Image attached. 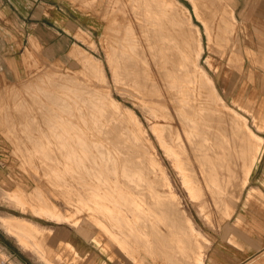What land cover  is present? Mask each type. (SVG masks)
Returning a JSON list of instances; mask_svg holds the SVG:
<instances>
[{"label": "rangeland", "instance_id": "1", "mask_svg": "<svg viewBox=\"0 0 264 264\" xmlns=\"http://www.w3.org/2000/svg\"><path fill=\"white\" fill-rule=\"evenodd\" d=\"M129 1L5 0L0 5V215L17 214L46 227L32 236V242L42 247L41 264L48 263L47 259L55 264H174L179 260L187 261L195 247H188L186 237L182 238L185 245L177 255L168 246L167 238L173 233L178 234L179 230L188 232L189 221L194 222L202 237L209 240L200 264H210L211 246L212 249L214 245L222 247L219 256L226 258L232 250L225 244L237 248L239 234L248 238L249 217L264 221V151L236 204L231 208L224 202L217 204L204 182L191 179L185 184L184 175L176 169L173 157L161 147L158 137H166L169 128L164 126L165 123L171 124L173 135L182 129L170 99H166L171 116L167 118L171 121L168 122L159 111L155 116L147 108L141 87L114 79L110 60L114 59L113 48L119 33L129 35L134 31L135 39L140 43L138 36L143 38L142 28H146L143 27V6L137 0ZM196 1L197 12L192 0H176L177 4L168 0L167 4L177 19L173 25L175 31L191 38V52L194 54L198 50L199 38L204 43L200 59L204 75L196 81L197 91L206 97L212 95L211 85L207 84V78L212 77L225 103L243 113L253 129L264 137V0ZM230 7L234 8L237 22L232 30L226 27ZM156 59L159 62L160 59ZM158 62L151 61L150 64L157 71V80L161 84L159 69L162 66ZM99 65L104 69L103 74ZM3 68L8 69L9 74L5 75ZM175 68L177 72L178 66ZM137 73L147 74L142 66ZM51 80L63 85L56 89V95L72 89L77 94L84 89L105 90L111 94L118 105L105 99L102 103H107L103 104L119 127L132 136L130 143L121 142L122 148L129 146L138 153L150 149L156 151L157 161L167 171L178 195V206L183 211H164L152 216V222L144 225L138 223L141 222L138 217L125 211L119 212L121 218L116 217L112 210L119 200L114 195L100 197L96 190L99 187L101 193L107 194L109 185L105 188L101 187L100 181L86 183L84 152L78 147L79 150L73 152L75 158L69 160V156L63 155L68 148L59 138L55 141V136L49 134V117L44 118V106L49 98L44 92L52 87L45 85ZM199 101L196 96L193 101L189 99L192 106ZM111 127H105L110 128L107 134L116 135L115 128L112 131ZM41 129L48 133H42ZM36 138L42 139V143L35 145ZM74 138L79 141V136ZM50 140H53L52 145H44L43 141ZM67 151L72 155V150ZM125 154L126 150L121 151L118 163L128 166L120 170L119 176L123 188L130 192L135 186L134 179L124 182L123 174L134 173L139 161L132 156L130 163L129 158L123 157ZM68 161L71 163L67 164ZM56 173L61 175L57 177ZM18 186L31 194L26 204L7 197L8 192L3 193V189L12 191ZM92 188L96 195L92 193L94 197H89L87 193L93 191ZM37 199L56 203L62 212L57 217L35 212ZM123 201L127 202L128 197ZM98 202L104 203L105 210H98ZM0 227L3 226L0 224ZM17 229L19 233L9 232L15 237L12 239L19 244L22 240L27 248L20 245L33 252L36 244L25 241V237L31 238L30 234ZM110 232L118 233L119 238H112ZM95 237L99 242L93 240ZM3 255H6L4 251H0L1 259L6 261L7 257ZM240 264H264V249Z\"/></svg>", "mask_w": 264, "mask_h": 264}, {"label": "bare ground", "instance_id": "2", "mask_svg": "<svg viewBox=\"0 0 264 264\" xmlns=\"http://www.w3.org/2000/svg\"><path fill=\"white\" fill-rule=\"evenodd\" d=\"M137 1L139 5L143 6L144 11L143 21L145 22L143 27L146 26V28H142L144 37L138 36L140 41L138 43L134 31L129 35L119 33V39L113 48L114 59L110 60L114 79L119 80L122 84L130 82L135 87H141L147 108L155 116L158 115L159 111L168 122H171L167 119L171 116L167 109L166 99H170L168 100L172 102L175 108L176 113H174L177 114L176 118L182 124V129L173 135L171 124L165 123L164 126L169 128L166 137H158L161 147L170 157H173L176 169L184 175L185 184L189 183L191 179L199 183L204 182L211 189L213 200L217 204L224 202L225 206L228 205L231 208L239 200L242 190L255 169L254 167L262 157L264 137L253 129L243 113L225 103L212 77L207 78V84H210L212 88V95L206 97L200 90L197 91L198 83L196 81L204 75V67L200 61L204 43L199 38L197 40L198 50L194 54L191 52V38L188 39L185 34L175 31L173 27L177 19L167 4L168 0ZM173 1L177 4L176 0ZM134 2L136 3V1ZM192 2L197 12L199 5L196 0H192ZM233 11L234 8L232 7L228 9V20L226 21V27L231 30L237 25ZM114 25L117 26V24ZM140 26L142 27V25ZM118 28L119 31L122 30V27L119 26ZM149 56H152L151 60H149ZM156 57L160 59V63ZM151 61H156L162 66L159 69L161 84L157 80V71L150 64ZM99 66L103 70L101 72L103 74L104 69L101 65ZM141 66L147 74L140 75L137 73ZM176 66H178L177 72H175ZM50 83L45 85L52 87L48 89L49 91L44 92V96L49 98L48 103L44 106L46 116L44 118L49 117L48 123L50 122L48 128L51 133L49 134L55 136V141L59 138L63 145L70 151L72 150V155L67 151L68 149H65L63 153V155L69 156V160L75 158L73 152L78 147L84 152L85 155L82 159L87 174L86 183L100 181L102 182L101 187L105 188L109 185L107 194L101 193L99 187L96 190H98L100 197L114 195L119 200L115 210H112L116 217L121 218L119 212L125 211L135 218L138 217L141 222H137L144 225L152 222L150 220L152 216L160 215L164 211L172 210L175 213L183 211L178 206V195L175 188L172 187L167 171L163 168L162 163L157 161L156 151L150 149L138 153L129 146L122 148L121 142L130 143L132 136L119 127L117 120L112 117V113L105 106L107 103L103 102L105 105L102 103V99H105L113 105H118V101L111 94L106 93L105 90L99 92L95 89H84L83 92L77 94L72 89L69 92H64V94L56 95V89L63 85L57 80H51ZM194 96L200 101L192 106L189 99L193 101ZM154 105H156L155 109ZM108 125L112 126V131L115 128L116 135L107 134L110 128L105 127ZM38 129L40 130V128ZM41 130H43L42 133H46L44 129ZM90 132L93 135H89ZM126 134H128L127 140H125ZM75 136H79V141L75 140ZM35 141V145L42 143L40 138H36ZM43 143L44 145H52L53 140L43 141ZM139 148L140 146L137 147V150ZM123 150H126L123 157L129 158L128 162H133L132 156H136L134 160L139 161L134 173L123 174L124 182L126 179L131 181L134 179L135 186L131 188L130 192H128L130 189L123 188L122 179L119 176L120 170H125L128 166L126 164L120 166L118 163ZM68 163L71 162L68 161ZM195 164H198V167ZM160 171L161 174H159ZM60 175V173H56L57 177ZM92 190L87 193L89 197L92 193L96 195L93 188ZM3 191V193H9L7 197L21 201L23 204H26L31 197V194H28L21 186L12 191L4 189ZM93 195L91 197H94ZM126 197H128L127 202L123 201ZM37 201L38 204L34 206L35 212L44 213L49 217H57V214L62 212L54 202L45 199H37ZM97 208L101 211L105 210L104 203L98 202ZM180 215L178 214V216ZM0 224L8 233H16V231L19 233L17 229L19 228L30 234L31 238L25 237V241L36 244L33 246V254L38 260H42L40 251L42 247L38 246L39 243L32 242V236L37 230L45 229V226L17 214H1ZM190 224L191 227H189L188 232L179 230L181 234L176 232L178 234L173 233L167 238L168 246L177 255L182 252L185 245L182 238L186 237L185 241L188 247H195L192 254L188 256L189 260L175 261L174 264H200L204 259L209 240L202 237V232L194 226V222L190 223L189 221L187 223L189 226ZM110 236L119 238L118 233L110 232ZM93 240L99 242L96 237ZM118 241L120 240L118 239ZM38 242L42 243L41 240ZM20 244L26 247L22 240ZM68 245L73 247L71 244Z\"/></svg>", "mask_w": 264, "mask_h": 264}, {"label": "crops", "instance_id": "3", "mask_svg": "<svg viewBox=\"0 0 264 264\" xmlns=\"http://www.w3.org/2000/svg\"><path fill=\"white\" fill-rule=\"evenodd\" d=\"M4 1L5 0H0L1 6ZM1 55L2 53L0 51V56ZM3 69L5 75L9 74L10 71L8 69ZM247 227L248 229L246 234L248 238L246 239L244 235L239 234L236 239L240 247L237 246L236 248L230 244V246L225 244L228 250H232L228 252V257L231 256V259L227 256L226 258H221L219 256L222 247L214 245V248L212 249L211 246L208 253V261L210 264H240L264 249V221L262 218L254 217V219H252V216L249 217V226ZM234 236L237 237L235 234ZM12 237L14 236H10V234L3 227H0V251H4L6 255L3 256L7 257L6 261H3L0 257V264H41L40 261L42 260H38L34 256L33 252L28 249H24L18 241L16 239H12ZM47 261L48 263L43 264H55L51 259H47Z\"/></svg>", "mask_w": 264, "mask_h": 264}]
</instances>
